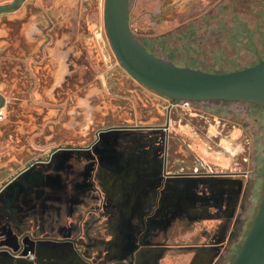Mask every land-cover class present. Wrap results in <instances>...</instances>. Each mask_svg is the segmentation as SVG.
<instances>
[{
	"label": "flooded vegetation",
	"instance_id": "af4514ba",
	"mask_svg": "<svg viewBox=\"0 0 264 264\" xmlns=\"http://www.w3.org/2000/svg\"><path fill=\"white\" fill-rule=\"evenodd\" d=\"M6 5L9 4L0 8ZM99 35L102 37V32ZM161 96L168 103L163 114L155 112L160 123L110 125L94 133L89 131L78 142H61L52 147L43 160L49 186L42 194L43 208L38 212L27 208L34 205L32 196L24 193L17 196L8 183L0 187V259L9 261L12 254L22 258L25 264H36L40 259L36 246L42 243L58 250L67 246L98 248L103 251L106 264H144L132 262L133 255L124 252L128 244L140 243L148 249L158 248L149 263L158 264L157 255L168 248L166 240L174 238L177 242L189 241L174 244L171 249L197 250L194 253L198 256L191 264H230L234 260L252 226L264 191V157L258 170L261 195L258 193L256 201L255 187L247 181L257 173L245 154L249 150L244 149L241 157L234 154L236 161L231 170V163L225 168L224 164L200 156L190 140L194 135L220 147L223 137L239 126L224 114L219 115L226 112L224 104L231 101L214 100L222 105L214 109L209 121L208 112L182 107L179 102ZM3 98L5 109L9 105ZM188 115L200 117L203 122ZM5 119L6 114L0 124ZM19 133L22 137L26 135ZM244 136L251 147L249 134L246 132ZM18 141L10 143L12 152ZM3 155L0 152V159ZM22 180L19 183H25ZM249 190L253 191L252 195ZM5 207L9 214L19 215L16 223L8 219ZM113 217L119 219V225L112 224ZM219 218L222 224L215 239L211 237L206 246L199 245L198 238L209 236L208 222ZM196 225L200 226L199 237L193 239ZM54 252L48 255L55 257L44 258L41 264H64L61 260L68 251ZM113 253L117 255L112 256ZM140 256L151 257L145 251ZM93 260L98 263L97 259Z\"/></svg>",
	"mask_w": 264,
	"mask_h": 264
},
{
	"label": "rangeland",
	"instance_id": "374dc122",
	"mask_svg": "<svg viewBox=\"0 0 264 264\" xmlns=\"http://www.w3.org/2000/svg\"><path fill=\"white\" fill-rule=\"evenodd\" d=\"M13 1L0 0V6ZM26 2L40 8L49 21V51L43 54L49 78L53 79L52 72L58 76L63 66L68 74L64 84L56 92L57 98H42L39 104L32 102L27 106H20V113L34 112L35 119L20 114L15 104H9L4 109L6 119L0 124V152L8 156L12 152L10 143L38 140L44 134L51 137V149L57 143L78 142L86 138L84 134L89 131L94 133L95 130L110 125L161 122L156 119V104L160 102L166 105L168 100L135 80L120 64L106 33L105 0ZM129 12L132 29L140 42L157 56L177 65L221 73L243 69L264 59V0H129ZM101 32L102 37L99 35ZM221 105L213 101L194 102L193 108L194 111L201 109L208 112L209 121H212L214 109ZM224 105L226 107L222 108L226 112L219 115L224 114L225 118L234 121L239 127L244 126V134L247 132L251 138V147L247 136L243 135L240 140L244 149L249 150L245 154L252 162L251 168L257 171L247 180L249 186L255 187L254 198L257 201L261 186L258 170L264 157V109L255 103L244 101H231ZM53 107L59 110L58 113H50L49 109ZM47 112L49 114L46 115ZM188 117L198 118L199 122H203L200 117ZM31 119L43 123L42 133H39L40 130L34 137L33 133H26L22 137L16 130L22 124L20 120L25 123ZM57 137L58 142L55 140ZM190 140L195 152L205 158L209 155L200 152L201 145L210 143L215 153L221 152L226 155V160L231 159L229 168L234 170V154L239 151L238 144H235L236 148H232L222 140L219 147L206 139L191 136ZM222 144L227 149L223 150ZM243 154L236 156L241 157ZM6 160L2 164L5 167L3 172L7 173L3 180L8 178L12 168L20 162L10 157ZM252 192L249 190L250 195ZM221 224V218L211 219L206 225L209 236L198 238V244L206 246L205 243L215 239ZM196 226L192 231L193 239L199 237L200 226ZM166 242L168 244L165 247L168 248L163 254L157 255L158 264L195 262L198 254L194 251L197 250L183 252L170 248L179 242L183 243V239L177 242L170 238ZM145 247L144 244L130 243L124 252L133 255L132 262L152 263L150 260L154 256L153 252L158 251V248ZM48 249L51 254L59 248ZM64 249L68 251L61 260L64 264H106L104 253L98 248L67 246ZM143 251L149 252L151 257L144 259L140 256ZM113 254L112 256L117 255ZM93 259H97L98 263ZM37 262L41 264L42 260ZM18 264L25 262L20 260Z\"/></svg>",
	"mask_w": 264,
	"mask_h": 264
},
{
	"label": "crops",
	"instance_id": "0c3cea01",
	"mask_svg": "<svg viewBox=\"0 0 264 264\" xmlns=\"http://www.w3.org/2000/svg\"><path fill=\"white\" fill-rule=\"evenodd\" d=\"M48 30L49 21L44 12L40 8L33 6V3L26 2V0L20 4L18 9L0 13V93L5 97L6 105H9L8 103L10 101V104L17 105L19 113L21 110L20 106H27L32 102L39 104L42 98H57L56 92L59 90V87H62L66 80L68 72L64 66L60 70L58 76L52 72L53 79L49 78V72L45 71L48 65L43 63V51H46V53L49 51L48 36L50 33ZM166 107L167 104L165 105L159 102L156 104V112L163 114ZM49 110L50 113H58L59 111L54 107ZM20 114L33 119H35L36 116L34 112L27 114L22 112ZM47 114L49 113L47 112L46 115ZM20 122L22 124H19L16 130L24 133H33V137L36 136L40 130L39 133H42L41 127L43 123H37V121H33L32 119L25 123L22 120H20ZM211 130H214V127H212ZM243 135V128L238 126L235 127L234 130L229 131L222 140L224 143H228L232 148H236L238 144L239 151L235 152V154H241L244 147L240 138ZM193 137L196 136L193 135ZM50 138V135L44 134L38 138V140L18 141L14 144V152L8 156L3 155V158L0 159V187L8 183V187L13 190L12 192L17 196H20L21 193H24L26 196H32L31 199L35 200L34 205L28 206L27 208L34 212H38L43 208L42 203L44 201L42 194L44 191L46 192L49 186V174L44 170L43 160L46 159L51 150L49 148ZM197 139L200 138L197 137ZM55 140L58 142L59 138L57 137ZM53 141H51V143ZM59 145H61V143H57L54 147ZM223 147L224 150L227 149V146ZM200 152L209 155V157L206 158L210 162H214L215 159L217 160L216 162L223 163L225 166L231 163V159L229 160V158H227L228 160H226V155H223V153L221 154L220 151H218L220 153H215L210 143H203ZM216 156L217 159L215 158ZM7 157L20 162L19 165L12 168V172L9 174L8 178L3 180L7 173L3 172L5 167L2 164L7 161ZM222 157L223 159L221 160L220 158ZM21 180L25 183H19ZM2 207L4 206L2 205ZM83 209H85V207H83ZM4 211L8 213V219H11L12 223H16L20 219L17 214H9L6 207ZM128 215L129 214H126V217ZM113 218L114 221L112 224L119 225V219L116 217ZM70 222L71 218L68 224ZM107 239L110 241L113 240L111 237ZM188 241L189 240H183L185 244H187ZM36 251L41 260L55 257L54 255L49 256L47 254L50 250L42 243H37ZM57 251L65 253L63 249L56 250L54 253ZM11 257L9 261L0 259V264H18V261L22 259L20 257H14L12 254Z\"/></svg>",
	"mask_w": 264,
	"mask_h": 264
},
{
	"label": "water",
	"instance_id": "95a60500",
	"mask_svg": "<svg viewBox=\"0 0 264 264\" xmlns=\"http://www.w3.org/2000/svg\"><path fill=\"white\" fill-rule=\"evenodd\" d=\"M20 1L1 7L0 13L14 10ZM105 25L110 44L125 70L174 103L244 101L264 108V59L221 73L177 65L148 50L137 38L130 23L129 0L105 1ZM3 103L0 93V108ZM230 264H264V191L252 226Z\"/></svg>",
	"mask_w": 264,
	"mask_h": 264
},
{
	"label": "built area",
	"instance_id": "2783aa9c",
	"mask_svg": "<svg viewBox=\"0 0 264 264\" xmlns=\"http://www.w3.org/2000/svg\"><path fill=\"white\" fill-rule=\"evenodd\" d=\"M193 101L190 100H181L179 101L178 105L185 107V108H193ZM5 115V110L3 107L0 108V120L4 117Z\"/></svg>",
	"mask_w": 264,
	"mask_h": 264
}]
</instances>
